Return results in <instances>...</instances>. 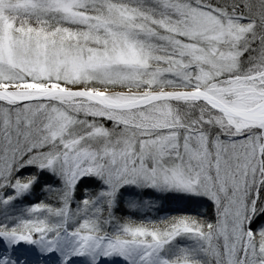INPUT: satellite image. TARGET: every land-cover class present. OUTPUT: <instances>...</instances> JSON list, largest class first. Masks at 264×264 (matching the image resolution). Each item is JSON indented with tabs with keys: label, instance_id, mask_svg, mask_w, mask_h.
Here are the masks:
<instances>
[{
	"label": "snow or ice",
	"instance_id": "obj_1",
	"mask_svg": "<svg viewBox=\"0 0 264 264\" xmlns=\"http://www.w3.org/2000/svg\"><path fill=\"white\" fill-rule=\"evenodd\" d=\"M0 264H264V0H0Z\"/></svg>",
	"mask_w": 264,
	"mask_h": 264
}]
</instances>
